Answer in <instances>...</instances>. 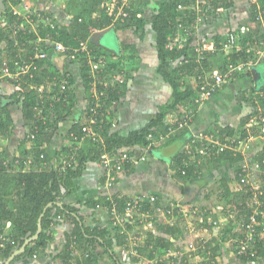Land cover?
Wrapping results in <instances>:
<instances>
[{
	"label": "trees",
	"instance_id": "trees-1",
	"mask_svg": "<svg viewBox=\"0 0 264 264\" xmlns=\"http://www.w3.org/2000/svg\"><path fill=\"white\" fill-rule=\"evenodd\" d=\"M224 1L226 0H208L209 4L205 3L204 8L207 7L208 12L211 13V8L215 11L216 7L221 6L224 8L221 12L222 15H228L227 7L231 5L230 2ZM3 2L4 9H0V11L7 23L5 26L0 27V45L2 43L5 44L4 49H0V54L4 50L11 69L13 68V60L28 59L29 56H33L36 44H38L40 50L49 54L54 51L52 42H62L66 47H70L69 49H73L77 48L81 41L87 40L90 55L94 61L101 56H105L107 59L109 58L101 71V76L109 78L113 73H116L118 79V74H120L119 70L122 66L120 60H112L111 57L114 54L97 47L91 35L92 29H103L110 26L112 23V17L107 14L105 8H102L97 16L93 15L94 0H69L68 4H72L71 6L74 4L75 8L67 25L58 23L51 17L50 13L38 9L36 12L38 11L41 16L35 15L32 18L33 28L29 22L13 12L12 6H19L21 0H3ZM197 2L199 1L161 0L158 7L153 9L152 16L149 20L144 17H138V9L132 4L133 9L130 11L129 17L122 22L117 21L112 24L115 30L131 27L136 35L142 37L145 33L147 22L150 23V29L155 34V48L158 59L156 70L171 86L170 100L163 104L159 110L148 119L143 127L133 130L127 135H120L117 131L110 132L113 126V120L110 115L113 111L115 101L123 94L122 89H124L125 80L116 79L113 86L98 83L94 87V91L92 85L93 79L90 67L87 63V54L86 52H78L75 54L74 59L67 60L76 61L80 64V74L85 93L88 96V104L84 110H82V116L73 118L66 132L68 141L54 152V163L47 164L46 146L55 134L59 121L64 120L69 114H72L73 111L74 101L72 96V83L74 81L71 73L65 71V73L69 74V85L71 86L66 101L62 99L59 101L41 100L33 89L25 90L22 93L17 92L14 89L15 82L8 78L4 79L5 82L12 87V91L9 95H0V136L3 137L6 136V134L10 135L9 126L12 119L8 110L9 107L13 105H19L23 117L27 121L30 135L32 134L33 137L28 136L30 139L26 138V141H31V150H29L28 154H24V157L16 156L10 160L6 157H0V235L5 237L3 241L0 239L1 260H6L16 248L22 245L27 237L36 232L38 218L43 213L41 218L42 228L39 236L34 241L30 242L21 254L15 256L11 264H29L33 260L32 255L35 252L39 254L47 249L53 239V227L61 220L69 221L72 224V229L65 233V243L58 254L55 255V257L60 260V264H99L101 255L110 256L114 264H122L119 258V252L122 247L126 246L125 239L127 234L125 232H120V227H114L111 224H109L108 227L84 224V217L81 215L80 210L73 205L62 203V200L67 194L73 192L77 188L74 179L85 171L89 163L98 162L104 154L110 155L116 153L122 147L127 149L130 154H135L138 148H146L151 143L147 137L148 134L156 136L161 131H167L169 125L165 121V115L168 112L175 111L179 114L181 113L180 110L186 107H190L188 110L194 111L197 106L194 101V94L196 91H199L200 85L199 83L197 84L196 81L194 86L187 83L184 79V75L188 73L196 77L200 69L206 71L214 67L215 64L211 63L209 56L212 53L217 54V52L221 54L220 46L218 45L221 36L219 34L213 35L212 39L217 41V49L215 48V51L212 53H207L208 56L205 54L206 56L199 60L201 61L200 63L196 62V42L193 43L196 33L192 36H188L183 46L179 47L178 43L170 44L180 24L181 26L187 27L193 22L194 10L192 6ZM179 4L182 6L181 8H179ZM210 4H212V7L209 6ZM259 12H261L264 18V0H256L255 3L251 4L248 19L251 22H256V14ZM221 13L216 15V13L213 12L212 19L208 23L211 24L214 22L213 18L218 20L217 18H219ZM32 15L33 14H31V17ZM19 25H21V27H19ZM5 27L7 30H5ZM16 28H18V30L16 33H13V30ZM254 34L255 33L252 34L248 32L238 36L234 54H230L232 57L229 58L227 62L239 63L241 61L245 62L251 60L254 62L253 64H255L258 60L264 61L263 58H257L253 51L247 52L245 50L248 40H257V42L264 40L262 34H258V36ZM39 38L41 40L37 42ZM120 55L121 52H118L117 58ZM221 55L222 57L219 55L220 59L226 62L227 57L224 54ZM1 56L2 55H0V64L3 60ZM131 57L132 56L129 55V59H131ZM47 61V59L36 60L37 71L31 80L32 82L36 84L47 83L54 75L59 73L57 70L48 71V66H46ZM225 62L221 66L219 65L220 67L218 66V71H224ZM247 71L249 70L236 72L234 75L245 74ZM217 89L218 88H216L214 92ZM257 89L253 90L246 98L251 101L252 111L240 118L237 126L218 125V127L214 129V131H218L220 137L223 135L246 137L248 132L254 133L255 135L257 134L253 128L246 127L250 114L256 112L258 106V102H255V93ZM214 92L212 94H214ZM262 106L264 107V104ZM91 118L94 119L93 123L90 122ZM85 125H89L97 134L96 140H92L85 136L86 134L82 131V127ZM255 140L260 143L257 142L256 146L252 144L249 152H247V158H249L248 155L256 147L260 146V148H256L257 153L255 159L259 165L260 171H264V139L257 137ZM28 157L30 158L27 159ZM245 157L241 152H234L232 150H226L220 154L211 155V161L213 162L224 161L233 166L235 165L232 178H220L216 180L217 188L220 190L217 196L225 200L227 204L230 203L231 200L236 202L235 208H240V212H243L244 215L243 225L246 223L251 212L249 207L250 194H248L247 187L239 181V173ZM187 159V154L181 152L175 154L171 159L173 162L172 166H174L176 170L175 175L178 179L186 182L190 181L192 177L195 176L193 166L188 165L184 167L183 165L184 161ZM25 163L29 164L28 170L23 169ZM261 176L264 178L263 175ZM232 179L236 180L241 186V191L233 196V192L229 185ZM262 183L260 184L264 189V181ZM212 185L208 188H212ZM128 197L129 196H126V198ZM113 199L118 202L120 208L123 207L125 202L124 198L114 196ZM60 202L61 205H58ZM109 204L108 196L97 199L90 198L85 201V205L92 209H103L104 206L108 207ZM98 205H100V208ZM143 208H150V203H146ZM174 214L175 216L178 215V219H176L173 225H164L161 224L160 220H156L154 221V226L156 230L161 231L162 234H166L173 239H180L184 236L182 228L184 219L176 212H174ZM106 217H108L107 213ZM262 221H264V218L260 219L259 223ZM138 225H141V222L129 224L126 227V231H132L138 236H141L142 233ZM261 228L262 226H258L257 228L259 232L255 237L257 254L252 258L244 255H237L236 253V240L244 235L243 226L239 232L236 231L232 234L234 239L236 238L233 243V249L240 259L249 262L259 258L260 255L264 257V237L260 238V233H264L262 232L264 230H261ZM232 230L233 225L225 227L223 229L222 238L230 236ZM154 231L155 229L152 228L145 232L143 242L137 247L139 254L153 258L161 252H156L157 246L163 249L168 246L167 244L173 243L170 239ZM114 247H119L118 251H115ZM205 247L206 250L207 248H211L210 256L213 259L221 246L220 242L212 244V240H208L205 243ZM98 248H101V250H98ZM209 262L208 260L207 263L209 264ZM180 264L189 263L181 261Z\"/></svg>",
	"mask_w": 264,
	"mask_h": 264
},
{
	"label": "crops",
	"instance_id": "crops-1",
	"mask_svg": "<svg viewBox=\"0 0 264 264\" xmlns=\"http://www.w3.org/2000/svg\"><path fill=\"white\" fill-rule=\"evenodd\" d=\"M68 1L69 0H21L19 6L16 7L22 13L27 14L24 4L30 6L29 12L33 15L27 22L31 24L32 28L34 27L32 18L35 13H38L36 12L38 9H45L44 11L50 13L51 17L58 23L67 25L75 8L74 4L71 6L72 4H68ZM109 1L111 0H94L93 15L97 16L99 11L105 8V5ZM151 1H153L152 4ZM198 1L204 5L205 3L209 4L208 0ZM249 1L250 0H243L240 3L241 6L238 5V0L224 1L230 2L231 5L227 7L228 15L223 16L221 13L219 18H217L218 20L213 18L214 22L206 24L200 31V34H207L210 39H212L213 35L219 34L222 39L226 32L236 29L241 24H246L249 29L246 33H255L254 35L258 36V34H260L259 23L257 21L251 22L248 19L251 6ZM160 2L161 0H131V3L138 9L137 16L147 18L148 20L152 16L153 9H155L154 5L158 7ZM211 5L212 4L209 6L212 7ZM238 6L241 8V10L239 8V11L237 10ZM212 10L211 8V13L214 12H212ZM112 26L111 24L103 29H92L91 35L97 47L112 52L114 55L111 59L115 61L120 60L121 62L122 66L119 70L120 74H118V79L125 80V86L124 89H122L123 94L115 101L113 111L110 115L113 120V126L110 132L117 131L120 135H127L131 131L143 127L148 119L151 118L163 104L170 100L171 86L156 70L158 59L155 48V34L150 29V23L147 22L145 33L142 37L136 35L131 27L115 30ZM19 27H21V25H19ZM108 28H113L114 32H110L102 38L94 37V34L97 32L100 33ZM177 34H179L178 39H180L175 43H178L179 47L183 46L187 37L182 35L179 29ZM108 36L112 37V44L109 43ZM194 36L195 40L193 43L197 42L196 37H198V34ZM215 41L214 43L217 47V41ZM4 47L5 44L2 43L0 49H4ZM214 51H207L206 54ZM220 51L221 54L225 55V52L221 49ZM118 52H121L122 56L120 55L117 58ZM221 54L219 52H217V54H210L209 60L211 63L215 64L214 67L206 71L197 67L200 69L199 72L204 71L209 76L211 73L218 71V66H221L225 62V60L223 61V59H220V56L222 57ZM0 55H2L1 59H7L4 50ZM129 55L132 56L131 59H129ZM231 55L230 58L232 57ZM47 60L46 66H48V71H52V69L59 72L69 71L74 81L72 83V96L74 101L72 114H69L64 120L59 121L55 134L46 146L47 164H53V160H55L54 152H56L61 145L67 143L66 132L73 118L82 116V110H84L88 104V96L84 90L79 63L64 59L62 56L55 55L52 52L49 53ZM199 60L197 55L196 62L200 63L201 61ZM263 74L264 61L258 60L253 65L252 69L245 72V74L234 75L232 78L222 83L210 98L201 105L195 107L192 121L188 127L174 131L170 137L163 142H152L146 148H138L137 154L143 155L145 157L144 160L139 159L133 165L124 166V169L117 174L113 185H106L105 171L99 161L89 163L85 171L74 179L77 188L73 192L67 194L63 198L62 203L77 207L84 217V224L99 227H108L109 220L104 210L92 209L85 205V201L90 198L97 199L107 195L133 196L144 194L157 196L158 200L162 201L163 204H167L170 201H181L187 205L205 207L211 210L212 217L218 221V224L215 226H207L204 224L194 235L184 233L183 238L173 239L166 234H162L161 231L156 230L154 223L152 224V228L155 229L156 233H159V235L173 242L172 244H167L168 246L163 249L158 246L156 247L157 251H155L157 253L161 251V254L159 253L158 256L163 257L162 264H165V262L180 264L181 261L189 264H208V260L210 261L209 264H264V257L262 255L248 262L240 259L235 254L233 243L236 238L234 239L232 234L236 231H240L243 226L242 222L244 215L243 212H240V208H235L236 202L231 200L230 203L224 205L223 203L227 202L217 196L220 190L217 188L216 180L220 178H232L235 165L233 166L224 161L213 162L211 158L209 161L205 159L201 161V164H197L194 156V161H189V164L193 166L195 176L192 177L190 181L186 182L178 179L175 175L176 170L174 166H172L173 162L171 161L175 154L180 152L185 154L188 148L196 151V147L193 145L194 143H192V138L196 135L214 132V129L217 128L218 125L237 126L240 118L243 117V107H247L246 114L252 111V104L251 101L246 99L247 96L257 88L264 89ZM184 79L192 86L196 84L194 75L187 73L184 75ZM11 91L12 87L7 84L4 79L0 80V95H9ZM189 108L186 107L180 110L181 113L179 114L175 111L168 112L165 115L166 123L174 127L175 121L180 119ZM8 112L12 119L9 126L10 135L6 134V136H0V157H6L10 160L16 156L24 157V154H28L29 150H31V141H26V138L30 136V132L20 106L13 105L9 107ZM160 133L165 132L161 131ZM257 142L259 141L255 140L253 144L256 146ZM256 148L258 149L260 146ZM256 148L248 155L249 158L245 157L243 159L241 167L247 166L251 168V177L260 184L264 181V178L259 174V170H254V167H252L257 163L255 159L257 153ZM123 149L125 148L122 147L118 151ZM188 155L187 158H189ZM29 158L30 157L27 159ZM23 169L28 170L29 164L25 163ZM198 171L199 173H197ZM211 185L213 189L208 188ZM229 185L233 192L232 196L241 191V186L236 180L232 179ZM186 190L191 192V197L188 201H185ZM176 219H178L177 216L172 220H164L163 218L160 222L161 224L171 226L175 223ZM230 225H233L231 235L222 238L223 229ZM71 229L72 224L67 220H61L58 224L54 225L52 231L53 239L50 246L40 252L38 257L29 264H60V260L55 257V255L58 254L65 243V233L69 232ZM263 237L264 233H260V238ZM143 240L144 237H141V242H143ZM208 240H212V244L220 242L221 247L218 249L213 259L210 256L211 248H207V250L206 248L197 249L190 254L191 256H187L184 253H182L181 256H176L177 250H179V248H185L187 243L196 242V244H199L200 242L206 243ZM118 248L119 247H114V250L118 251ZM99 249L101 250V248H98V250ZM166 252L169 254H166ZM153 258L147 255H141L139 258H133L132 264H148V261ZM0 262L3 263L5 260L0 259ZM99 264L114 263L110 256L101 255Z\"/></svg>",
	"mask_w": 264,
	"mask_h": 264
},
{
	"label": "built area",
	"instance_id": "built-area-1",
	"mask_svg": "<svg viewBox=\"0 0 264 264\" xmlns=\"http://www.w3.org/2000/svg\"><path fill=\"white\" fill-rule=\"evenodd\" d=\"M182 6L179 4V8ZM13 12L18 16H21L26 21L30 20L31 12L30 6L24 4V8L27 14L22 13L16 6H12ZM133 9L131 0H111L105 5V11L112 17V23L114 24L117 21H124L129 17L130 11ZM194 10V20L190 26L184 27L179 26V30H181V34L188 37L192 36L194 33L198 34L196 37V45L195 51L198 55V58L201 59L205 56L207 51H214L216 45L214 40L208 38L207 34H200L202 28L211 21L213 13H209L207 7L204 8V4H199V2L194 3L192 6ZM223 11L221 8H216L214 11L216 15L220 14ZM38 12V11H37ZM208 12V13H207ZM213 12V10H212ZM35 15L41 16V14L35 13ZM256 21L259 23L260 34L264 36V18L261 12L256 14ZM6 20L1 15L0 11V25L5 26ZM0 26V27H1ZM18 28L13 30V33H16ZM248 27L246 25H240L236 29L230 30L226 32L225 36L219 41L218 45L220 49L225 52V56L227 57L225 62V68L223 72L215 71L208 76L204 71H201L195 77V81L197 84L199 83L200 88L199 91H196L194 94V101L197 106L201 105L204 101L211 97L212 93L216 88H219L222 83L229 80L234 76L236 72H241L244 70H251L253 67V61H245V62H231L228 61L230 58V54L234 53V49L237 46L236 42L239 35H244L248 31ZM178 35L173 38V41L170 45L178 42ZM195 37V36H194ZM39 38L37 40L40 41ZM53 44V53L58 56H62L64 59H74L75 54L78 52H86L87 54V63L90 67V72L92 75V85L95 91V86L99 84L107 85L108 81L112 83L113 79H108L107 77L101 76V71L103 67L107 63L106 59L101 56L96 61L92 59L90 55V49L87 43V40L81 41L77 48L69 49L70 47H66L62 42H52ZM247 48L245 49L247 52L253 51L254 55L257 58L264 59V40L257 42V40L252 41L248 40L246 42ZM217 49V48H216ZM49 54L43 50H40L38 44L34 47V55L29 56L28 59H20L13 60V68L9 65V61L7 59H3L0 64V80L5 78L11 79L15 82L14 89L17 92H24L25 90L33 89L41 100H52L66 101L68 99V92L70 91L69 85V74L59 72L54 75L47 83H39L36 84L32 82V78L37 71L36 60H44L48 59ZM114 58V57H113ZM96 94V93H94ZM94 97V96H93ZM255 102H258V106L256 112L250 114L248 121L246 123L247 128H253L257 134L248 132L246 137L240 136H219L218 131L214 132H206L204 134L196 135L192 138V143L196 147V151L191 148L186 149V154L189 156L187 160L184 161V167H187L189 161H195L198 164H201L202 160L211 158V155H217L224 151H234L241 152L244 157L247 158V152H249L252 147L255 139L261 138L264 139V89H257L255 93ZM263 102V104H262ZM194 111L188 110L185 114L178 120L175 121V126H169L165 133H158L156 136L152 134H148V139L150 142H160L166 140L170 135L179 129L188 127L191 123ZM90 122H94V119L91 118ZM82 131L86 134V137H89L92 140H96L97 134L91 129L89 125H85L82 127ZM82 136V137H85ZM30 137H33L31 134ZM143 155H139L137 153L130 154L127 149H123L121 151H117L113 154H104L99 161L104 168L105 177H106V185L111 186L115 181L117 174L124 169L126 165H133L137 162V160H144ZM66 163V162H65ZM252 167L254 170H259V174L264 176V171H260L258 163H255ZM250 169L247 166L241 167V171L239 173V181L241 184H244L248 189V194H250V214L246 223L243 225L244 235L241 238L236 240L237 255H244L248 257H255L257 254V249L255 247L256 244V236L259 234L258 226H262L261 230H264V221L259 223L260 219L264 218V189L261 185L255 186L253 182H250L249 175ZM183 170V169H182ZM199 173V171L197 172ZM201 174V172H200ZM263 178V177H262ZM109 197V206L103 207L104 210L108 214V220L110 224L114 227H120V232H125L127 234L126 243L124 247L121 248L119 252V258L122 264H132L133 258H139L141 254H139L137 247L141 244V237L138 236L135 232L126 231V227L129 224H134L137 222L145 220L156 221L165 219H174L176 212L184 219V224L182 225L184 233H188L194 235L198 232V230L202 227V225L206 224L207 226H215L218 224V221L212 217L211 210L205 207H199L196 205H187L182 203L181 201H170L167 204H163L162 201L158 200V197L155 195H144L137 194L133 196L123 195H107ZM121 197L124 198L125 202L122 208L118 206V202L114 201L113 197ZM146 203H150V208L144 209L143 206ZM100 208V205H98ZM178 216V215H177ZM4 236L0 235V239L3 241ZM135 239V240H134ZM203 248L205 249V243L200 242L196 244V242L187 243L185 248H179L176 252V256H181L182 253L187 256L197 249ZM166 254H169L166 252ZM38 253L35 252L32 255L33 260L38 257ZM191 256V255H190ZM163 257L155 255L153 259L148 261V264H162ZM165 264H171L165 262Z\"/></svg>",
	"mask_w": 264,
	"mask_h": 264
},
{
	"label": "water",
	"instance_id": "water-1",
	"mask_svg": "<svg viewBox=\"0 0 264 264\" xmlns=\"http://www.w3.org/2000/svg\"><path fill=\"white\" fill-rule=\"evenodd\" d=\"M153 3V1H151V4ZM154 7L155 8H157V5H154ZM0 9H4V2H3V0H0ZM110 32H114V30H113V28H108V29H106V30H104V31H102V32H97L96 34H94V37H97V38H102L104 35H106V34H108V33H110ZM99 36V37H98ZM96 38V39H97ZM254 72H255V70H254ZM264 75V74H263ZM246 112H247V107L246 106H244L243 107V110H242V115L243 116H245L246 115ZM191 192H188V190H186V196H185V201H188L189 199H190V197H191V194H190ZM58 205H61V203H59ZM42 216H43V213L39 216V218H38V222H37V230H36V232L33 234V235H31V236H29V237H27L25 240H24V242L22 243V245L20 246V247H18V248H16L13 252H12V254L5 260V262H0V264H10V262L13 260V258L15 257V256H17V255H19V254H21L24 250H25V248H26V246L30 243V242H32V241H34L35 239H37V237L39 236V233H40V231H41V218H42Z\"/></svg>",
	"mask_w": 264,
	"mask_h": 264
},
{
	"label": "rangeland",
	"instance_id": "rangeland-1",
	"mask_svg": "<svg viewBox=\"0 0 264 264\" xmlns=\"http://www.w3.org/2000/svg\"><path fill=\"white\" fill-rule=\"evenodd\" d=\"M243 0H238V5H240V3L242 2ZM255 1L256 0H250L249 1V4H252V3H255ZM241 6V5H240ZM240 6H238L237 7V10L239 11V8H240ZM219 7H221V6H219ZM38 8H40V7H38ZM222 9H224L223 7H221ZM36 9H37V7H36ZM40 10V9H39ZM45 10V9H44ZM240 10H241V8H240ZM238 13V12H237ZM1 26V25H0ZM1 27H3V26H1ZM6 28V27H5ZM4 28V29H5ZM5 30H7V28L5 29ZM107 38V37H106ZM112 37H110V36H108V41H109V43H111L112 44V42L111 41H113L112 39H111ZM105 59H106V61L107 60H109V58L107 59V57H105V56H103ZM53 71H54V69H52ZM113 77H114V80L112 81V83L110 82V81H108V83L107 84H109V85H112L113 86V84H115V82H116V79H117V75H116V73H113L112 75H111V77H109L108 79H113ZM249 179H250V182L252 183L253 182V184L255 185V186H257V185H261V184H259V182L257 181V180H255V179H253L252 177H251V174L249 175ZM226 202V201H225ZM224 205H226L227 203H223ZM227 208V207H226ZM109 224H110V222H109ZM153 224V221H150L149 219L148 220H145V219H143V221H142V223H141V225H138L139 226V228H140V231H141V237H144L145 236V232H147V230H150V228H152V225Z\"/></svg>",
	"mask_w": 264,
	"mask_h": 264
}]
</instances>
